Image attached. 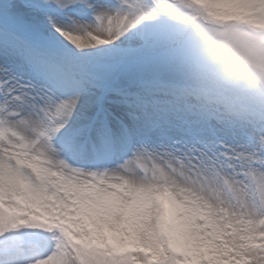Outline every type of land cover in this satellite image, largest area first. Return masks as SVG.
Here are the masks:
<instances>
[{
	"label": "snow or ice",
	"instance_id": "obj_1",
	"mask_svg": "<svg viewBox=\"0 0 264 264\" xmlns=\"http://www.w3.org/2000/svg\"><path fill=\"white\" fill-rule=\"evenodd\" d=\"M0 264H264V0H0Z\"/></svg>",
	"mask_w": 264,
	"mask_h": 264
}]
</instances>
